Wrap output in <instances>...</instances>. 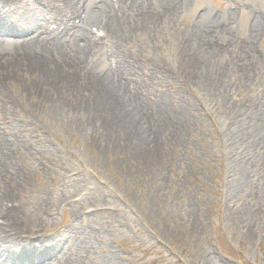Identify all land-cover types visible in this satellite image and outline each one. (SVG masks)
Instances as JSON below:
<instances>
[{
	"label": "rangeland",
	"instance_id": "rangeland-1",
	"mask_svg": "<svg viewBox=\"0 0 264 264\" xmlns=\"http://www.w3.org/2000/svg\"><path fill=\"white\" fill-rule=\"evenodd\" d=\"M40 14L38 21L47 17L52 28L60 22L50 9ZM209 14L219 15L231 33L207 59L210 68L227 71L220 94L197 75L192 41L176 35ZM259 15L264 18V0H191L173 24L160 25L155 43L144 32L129 37L135 75L151 85L152 98L168 90L173 101L188 106V125L181 132L170 122L162 125L153 144L142 139L145 134L132 142L127 134L110 144L112 136L88 126L84 111L57 109L32 87L40 71H23L15 58L12 70L0 69L10 98L0 95V142L7 151L0 187L12 193L26 219L40 217L39 227L27 223L39 236L31 247L44 252L56 235L74 231L91 238L93 229L102 237L90 243L94 253L74 251L68 257L60 249L48 261L264 264V121L256 111L264 101V67L249 80L241 70L244 45L255 35ZM255 45L264 65V30ZM79 75L88 81L86 72ZM162 78L169 82L160 83ZM77 90L76 95L64 91V97L78 102L89 94ZM108 249L114 253L109 262Z\"/></svg>",
	"mask_w": 264,
	"mask_h": 264
},
{
	"label": "bare ground",
	"instance_id": "bare-ground-1",
	"mask_svg": "<svg viewBox=\"0 0 264 264\" xmlns=\"http://www.w3.org/2000/svg\"><path fill=\"white\" fill-rule=\"evenodd\" d=\"M190 2L191 0H0V34L6 37L0 36V59H9L0 61V69L12 70L10 62L15 58L19 64L22 63L23 67L20 68L23 71H40L42 79L35 81L32 87L41 90L42 97L54 103L57 109L66 108L67 112L72 113L84 111L88 117V126L99 127L108 136H112L110 144L114 142L112 140L123 138L127 134L130 141L141 140L145 134L147 137L144 136L143 140L147 141L149 138L151 144L156 143L154 141L162 134V125L170 122L179 132L188 125V106L182 100L173 101L168 90L158 93L156 100L152 98L151 85L135 75L137 58L133 49L128 47L129 37L144 32L149 42L155 43L160 25L173 24ZM49 9L56 12V20H60L54 28L47 17L38 21L42 17L40 13ZM233 13H230L229 18H233ZM205 16L199 17L191 31H177L176 35L183 41H192V60L198 58V62L195 60L194 63L199 72L197 75L203 84L220 94L224 87L222 79L227 71L223 68H210L212 64L209 65L207 59L213 51L219 50L218 44L224 45L220 41L223 37L226 42L231 40V33L226 25L218 22L219 15ZM253 29L255 35L251 34L246 39V54L241 62L242 75H246L248 80L250 74L255 75L256 70L260 71L264 67L255 48L256 37L264 30V18L260 15L255 18ZM231 47L237 50L241 46L231 44ZM81 72H86L88 81L83 83L84 78L79 75ZM168 80L169 78H162L160 83L169 82ZM45 86L49 88L45 90ZM77 89L89 91V94H83L81 101L69 102L64 97V91L76 95ZM0 95L5 101L10 100L2 84ZM256 111L264 121V101L257 105ZM232 113L236 115V111ZM242 139L239 138V143ZM261 139L264 142V133ZM5 144L0 142V165L5 164L7 158ZM16 202L10 191L1 190L0 187V264H53L48 260L56 256L60 249L68 257L74 251L82 250L92 254V240L102 241L100 235L96 238L93 229L91 238L70 231L66 236L61 235L64 237L54 236L50 241V250L43 252L33 248L29 243L38 240L39 236L27 223H34L33 226L39 227L36 223H39L40 217L27 216L26 219L25 211ZM24 233L27 235L23 236ZM107 253L106 260L109 262L114 258V253L110 249ZM80 262L74 264H84Z\"/></svg>",
	"mask_w": 264,
	"mask_h": 264
}]
</instances>
